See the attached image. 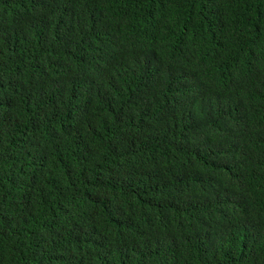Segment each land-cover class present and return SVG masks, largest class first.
I'll list each match as a JSON object with an SVG mask.
<instances>
[{
	"label": "trees",
	"instance_id": "1",
	"mask_svg": "<svg viewBox=\"0 0 264 264\" xmlns=\"http://www.w3.org/2000/svg\"><path fill=\"white\" fill-rule=\"evenodd\" d=\"M0 264H264V0H0Z\"/></svg>",
	"mask_w": 264,
	"mask_h": 264
}]
</instances>
